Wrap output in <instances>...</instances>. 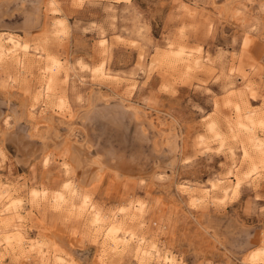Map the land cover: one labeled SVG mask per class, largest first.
<instances>
[{
	"label": "rangeland",
	"instance_id": "obj_1",
	"mask_svg": "<svg viewBox=\"0 0 264 264\" xmlns=\"http://www.w3.org/2000/svg\"><path fill=\"white\" fill-rule=\"evenodd\" d=\"M4 39L0 264H264V0H0Z\"/></svg>",
	"mask_w": 264,
	"mask_h": 264
},
{
	"label": "bare ground",
	"instance_id": "obj_2",
	"mask_svg": "<svg viewBox=\"0 0 264 264\" xmlns=\"http://www.w3.org/2000/svg\"><path fill=\"white\" fill-rule=\"evenodd\" d=\"M5 40V39H4ZM6 41V40H5ZM1 43V42H0ZM3 43V42H2ZM6 43H10L11 45V47L10 48H5L4 46H2V44H0V57H5V56H8V55H14L15 56V58H18L19 59V61L21 60V56H19V55H17V52H16V49H15V47H17L18 45H19V43H18V41H14L13 39H9V40H7L6 41ZM27 46V45H26ZM24 44H20V46H19V48H20V51L22 52V54L24 55V54H26L25 52L27 51V47H26ZM7 47V46H6ZM29 51V50H28ZM24 63V62H23ZM19 64V63H18ZM20 65V64H19ZM44 94V93H43ZM45 97H47L46 95H45ZM5 120L7 121V120H9V119H6L5 118ZM6 121H3V122H5L6 123ZM74 121V120H73ZM72 121V122H73ZM5 123H3L4 125H5ZM8 123V122H7ZM6 123V124H7ZM73 123H70V125H72ZM75 125V124H74ZM75 146V145H74ZM70 150L72 151V153H73V155H74V153L76 152V154L75 155H77V151L78 152H81V148L79 147V148H76V146L75 147H70ZM70 150H69V152H70ZM82 153V152H81ZM81 153H79L77 156H75V157H80L82 154ZM70 155H71V153H70ZM69 155V156H70ZM71 157V156H70ZM99 159V158H98ZM69 160V159H68ZM79 160V159H78ZM80 160H84L83 159V157L80 159ZM69 161H71V160H69ZM83 162H86L85 160L83 161ZM88 162V161H87ZM89 163V162H88ZM100 164L101 165V162L99 161L98 162V160H96L95 161V159H94V161H92L91 163H89V164ZM98 164V165H99ZM84 165V164H83ZM99 165V166H100ZM89 166V165H88ZM85 167V166H84ZM101 167V166H100ZM94 168V167H93ZM96 168H97V171L99 170L98 168L99 167H97V165H96ZM103 168V167H102ZM101 168V169H102ZM82 169V168H81ZM95 169V168H94ZM103 170H104V168H103ZM100 172H101V170H100ZM104 173V172H103ZM113 174V173H112ZM81 175V174H80ZM98 175V174H97ZM114 175V174H113ZM82 176H84L83 175V173H82ZM87 176V175H86ZM86 176H85V178H86ZM84 179V178H83ZM114 179H115V177H114ZM118 182V181H117ZM235 188V187H234ZM236 188H237V186H236ZM214 189V188H213ZM234 190V189H233ZM221 192H223V191H221ZM227 192V191H226ZM225 192V193H226ZM7 197H5L4 196V192L2 191L1 193H0V206H2L3 205V207H5L2 211H0V217L1 216H6V215H10L11 216V221L10 222H5L4 221V223H3V220H0V229H6V231L7 232H10V231H12V230H15V232L17 233V231L19 230V228L17 227V226H15L14 225V223L13 222H16V218H15V213H16V211L15 210H13L14 208H11V205H10V202L8 201V199H6ZM59 198H61L60 196H59ZM3 200H5L4 202H2ZM194 203V202H193ZM16 208V207H15ZM122 212V211H121ZM91 224H93V225H101L102 224V222H103V220H104V218H103V216L101 215V213H99V211H97V210H95V209H91ZM21 230V229H20ZM14 232V231H13ZM15 233V234H16ZM125 233V232H124ZM124 233H122V230H121V224H120V221L118 222V221H115V219L113 218V219H111L110 220V223L107 225V227L105 228V232H104V236H103V239H104V242H103V245H105V246H116L117 244H118V242L119 241H121L122 239H125V234ZM18 234V233H17ZM5 235H6V233H5ZM13 237L11 236H9L8 234L2 239V240H0V243L1 242H4V243H6V244H8L9 243V241H11V239H12ZM5 244V245H6ZM159 252L160 251H158L155 247H148V249L147 250H143L142 251V260L144 261L145 259H147V260H152V259H155V264H173V261H172V258H169L168 256H161L160 254H159ZM262 252H264V251H262ZM262 255H264V253H261ZM254 257H253V259L255 260V259H257V254H256V252H255V254L253 255ZM154 262V261H153ZM177 263V262H176ZM175 264V263H174Z\"/></svg>",
	"mask_w": 264,
	"mask_h": 264
}]
</instances>
